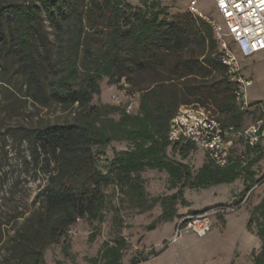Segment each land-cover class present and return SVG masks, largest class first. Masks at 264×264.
Returning a JSON list of instances; mask_svg holds the SVG:
<instances>
[{
  "label": "trees",
  "instance_id": "trees-1",
  "mask_svg": "<svg viewBox=\"0 0 264 264\" xmlns=\"http://www.w3.org/2000/svg\"><path fill=\"white\" fill-rule=\"evenodd\" d=\"M168 12L148 0L137 4L129 0H0V55L17 61L19 80L18 86L2 67V89L11 87L13 102L23 105L30 100L42 107L49 103L64 109L74 107L71 121L20 127L45 184L38 193V206L13 236L11 264H48L46 248L64 239L78 219L103 220L104 212L113 207L106 191L111 185L120 206L143 212L160 205V215L146 226L152 230L157 223L176 216L178 202L186 204L185 189L228 184L243 175L247 182L257 170L253 167L261 156L249 157L254 149L245 147L241 152L247 155L244 159L236 158L220 168L205 155L201 166L192 171L183 160L197 148L186 141L172 144L167 140L168 123L179 103L173 97L159 99L155 87L140 93L135 113H127V105L90 104L100 93L103 78L116 83L159 68L170 80L174 76L203 77L206 64L176 58L178 52L195 44L205 50L209 65L224 75L228 94L218 106L228 114L224 122L242 126L245 115L255 109L240 112L236 108L233 84L220 62V46L212 27L189 15L188 10L172 18ZM44 21L54 34L53 41ZM198 89L206 92V87ZM207 96L211 97V92ZM115 113L118 119L111 117ZM113 142H125L127 148L114 151L100 169L94 148L104 149ZM146 169L165 172L169 189L175 191L150 197L141 175ZM116 224L121 225L119 221ZM247 230L260 241L253 264H264V200L250 211ZM97 233L95 229L92 236ZM125 248V239L117 236L112 244L103 242L90 263L120 264Z\"/></svg>",
  "mask_w": 264,
  "mask_h": 264
},
{
  "label": "rangeland",
  "instance_id": "rangeland-1",
  "mask_svg": "<svg viewBox=\"0 0 264 264\" xmlns=\"http://www.w3.org/2000/svg\"><path fill=\"white\" fill-rule=\"evenodd\" d=\"M129 1L134 4L141 3V0ZM148 2L169 9L167 16L172 18L186 12L190 0ZM197 8L208 18L221 22L212 0H198ZM189 15L194 17L191 13ZM44 23L45 29L50 33L49 39L53 41L52 30L48 22ZM204 53L205 50L192 44L176 54L179 60L190 59L199 66L206 64L203 77L186 75L178 79L174 76L170 80L169 74L159 68L156 72L146 71L128 79L121 78L116 83H109L107 78H103L99 82L100 93L93 96L90 104L123 107L129 104L131 98L132 112L135 113L140 93L155 87L159 90V99L173 97L178 101L179 107H203L225 120L228 114L221 112L218 107L228 94L223 87L224 75L218 68L209 65ZM2 67L10 75L11 81L19 86L17 61L11 56L0 55V77ZM241 72L250 81L246 89L248 100L253 103L263 102L264 53L241 59ZM202 87H206L204 94L198 89ZM12 91L11 87L7 91L2 89L0 82V264L14 263L13 236L24 219L38 206V193L45 184V176L40 166L34 165L31 160L28 142L20 135V127H34L41 122L45 124L71 121L74 117V107L64 109L55 103L42 107L33 105L30 100L24 105L13 102ZM191 92L196 94L191 95ZM208 92H211V97H206ZM113 95L118 98L117 103ZM111 117L118 119V114L115 113ZM259 117L261 114L255 112L246 114L242 126L249 125ZM240 147L235 152H243L245 148L242 145ZM126 148L125 142H113L104 149L94 148L98 167L104 169L106 160L112 158L114 151ZM204 161L205 154L199 149L183 160L192 171H196ZM141 175L150 197L172 193L165 172L146 169ZM245 182L243 175L232 183L208 189H185L183 196L186 204L178 202L176 216L157 223L152 230H147L146 226L153 221L159 204H154L143 212L128 205L120 206L115 192H112L115 188L111 185L106 191L110 194L113 207L104 212L103 220L88 222L86 219H78L69 228L64 239L46 248L45 260L48 264H91L90 259L97 255L103 242L109 241L112 244L115 237L121 236L125 239L126 248L122 251L120 264H253V253L259 250L260 241L255 234L246 230V226L248 213L264 200V161ZM247 186L249 190L245 191ZM246 194L248 196L244 204L230 208L236 206ZM212 203L219 205L205 211L216 209L220 214L212 217L211 228L205 236L199 237L194 232H187L183 233L176 243H170L177 221L185 216L179 215V212H186L190 208L198 209ZM118 221L121 225L116 224ZM95 229L98 233L92 236ZM251 248L253 251L249 255Z\"/></svg>",
  "mask_w": 264,
  "mask_h": 264
},
{
  "label": "built area",
  "instance_id": "built-area-1",
  "mask_svg": "<svg viewBox=\"0 0 264 264\" xmlns=\"http://www.w3.org/2000/svg\"><path fill=\"white\" fill-rule=\"evenodd\" d=\"M221 22L210 19L198 8V0H190L188 11L204 19L212 27L220 46V62L226 76L233 84V99L240 112L259 110L261 117L247 126L236 127L203 107L181 105L168 123L167 140L170 143L186 141L204 152L217 167L223 168L235 161L244 159L240 151L235 152L238 143L254 151L248 155H260L264 161V101L250 102L246 89L250 81L241 72V58L251 57L264 51V0H212ZM115 102L118 98L113 95ZM133 100L130 98L127 113H133ZM245 164V163H243ZM243 196L239 205L247 200ZM237 206H232L234 208ZM220 214L211 209L181 217L176 225L170 243H176L183 233L194 232L205 236L211 228V219Z\"/></svg>",
  "mask_w": 264,
  "mask_h": 264
},
{
  "label": "crops",
  "instance_id": "crops-1",
  "mask_svg": "<svg viewBox=\"0 0 264 264\" xmlns=\"http://www.w3.org/2000/svg\"><path fill=\"white\" fill-rule=\"evenodd\" d=\"M264 53V51H262V52H259V54H263ZM258 54V53H257ZM256 55V54H255ZM254 56V55H253ZM252 57V56H251ZM249 58V57H248ZM241 59H244V58H241L240 57V62H241ZM256 114H260L259 113V110H257V109H255V110H253ZM252 111V112H253ZM240 145H242L244 148H245V146L243 145V144H241V143H238L237 145H236V149L239 147V148H241L240 147ZM241 151V150H240ZM261 162H263V160L262 159H260L259 160V162H257L255 165H254V167H253V169L255 170V168L256 167H258L260 164H261ZM257 169V168H256ZM212 187V186H211ZM210 188V187H209ZM206 189H208V188H206ZM175 190L173 189L172 190V193L174 192ZM184 192H185V190H184ZM184 194V193H183ZM217 205H219V203L217 204V203H212V204H210V205H208V206H203V207H201V208H198V209H188L186 212H179V215H181V214H183V215H189V214H194L193 212H202V211H204V210H206V209H209V208H212V207H215V206H217ZM160 213H161V208H160V205H159V208H158V211H157V213H156V215H155V217L154 218H156L157 216H159L160 215ZM248 215H249V213H248ZM180 217V216H179ZM179 217H178V219H179ZM225 223V221H223V224ZM223 226H225V224L223 225ZM246 230H247V226H246ZM248 231V230H247ZM249 232V231H248ZM249 233H251V234H254V233H252V232H249ZM139 249V248H138ZM253 251V248H251V250H250V252H249V255L251 254V252Z\"/></svg>",
  "mask_w": 264,
  "mask_h": 264
}]
</instances>
